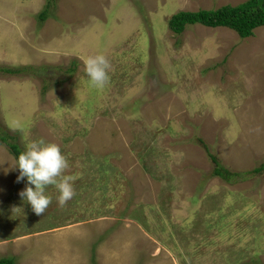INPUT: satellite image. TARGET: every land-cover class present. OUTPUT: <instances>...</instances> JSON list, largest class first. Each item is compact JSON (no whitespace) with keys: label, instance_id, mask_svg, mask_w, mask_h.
<instances>
[{"label":"rangeland","instance_id":"374dc122","mask_svg":"<svg viewBox=\"0 0 264 264\" xmlns=\"http://www.w3.org/2000/svg\"><path fill=\"white\" fill-rule=\"evenodd\" d=\"M245 1L0 0V67H26L0 70V127L23 151L57 143L65 174L78 176L62 207L47 187L52 203L37 216L0 141V258L264 264V169L254 170L264 164V26L241 37L167 24ZM98 53L112 66L103 90L83 63ZM210 152L234 173L227 180L211 174Z\"/></svg>","mask_w":264,"mask_h":264},{"label":"clouds","instance_id":"9594fccd","mask_svg":"<svg viewBox=\"0 0 264 264\" xmlns=\"http://www.w3.org/2000/svg\"><path fill=\"white\" fill-rule=\"evenodd\" d=\"M40 11L35 15L37 21H39L38 14ZM46 19L40 22H45ZM38 26L39 29L43 28L42 24ZM215 27L231 29L228 26ZM83 63L90 86L97 90H103L111 79L109 73L112 66L109 59L104 54L98 53L88 56ZM13 157L16 161L15 167L19 168L17 182L26 178L28 185H30L26 186L19 195L30 204L32 211L37 216L43 215L52 203L51 197L46 195L47 187L55 186L58 190L57 199L61 207L74 197L73 185L78 176L65 174L70 166L69 161L62 154L57 143L46 142L42 138L33 140L26 145L25 151L21 152L18 158L14 155Z\"/></svg>","mask_w":264,"mask_h":264},{"label":"trees","instance_id":"16d2710c","mask_svg":"<svg viewBox=\"0 0 264 264\" xmlns=\"http://www.w3.org/2000/svg\"><path fill=\"white\" fill-rule=\"evenodd\" d=\"M47 7H43L38 14L39 21H43L48 17ZM200 23L208 26H228L238 31L241 37H247L252 33V29L258 26H264V0H246L243 3L230 5L227 4L218 9H200L197 11H179L173 13L168 20L169 29L180 34L184 31L186 25ZM24 68H14L1 66L0 70L7 74H19L24 71ZM17 134L14 131L4 130L0 127V141L5 145L11 154L18 158V155L23 152L19 148V143H15L14 139ZM200 143L202 142L199 141ZM207 145H205L206 149ZM211 160L214 163L211 174L214 176L228 179L234 173H230L224 165L219 164L217 158L209 153ZM264 169V164L259 165L254 170L260 171ZM0 264H16L14 257H1Z\"/></svg>","mask_w":264,"mask_h":264}]
</instances>
